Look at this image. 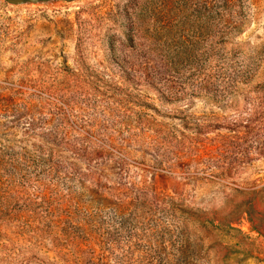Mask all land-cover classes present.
<instances>
[{
	"label": "rangeland",
	"instance_id": "obj_1",
	"mask_svg": "<svg viewBox=\"0 0 264 264\" xmlns=\"http://www.w3.org/2000/svg\"><path fill=\"white\" fill-rule=\"evenodd\" d=\"M0 264H264V0H0Z\"/></svg>",
	"mask_w": 264,
	"mask_h": 264
},
{
	"label": "water",
	"instance_id": "obj_2",
	"mask_svg": "<svg viewBox=\"0 0 264 264\" xmlns=\"http://www.w3.org/2000/svg\"><path fill=\"white\" fill-rule=\"evenodd\" d=\"M12 4H21L23 2H37L38 0H8ZM64 1H72V0H64Z\"/></svg>",
	"mask_w": 264,
	"mask_h": 264
}]
</instances>
